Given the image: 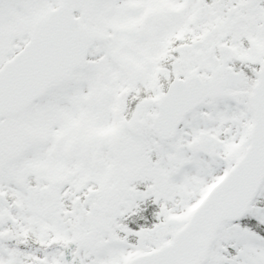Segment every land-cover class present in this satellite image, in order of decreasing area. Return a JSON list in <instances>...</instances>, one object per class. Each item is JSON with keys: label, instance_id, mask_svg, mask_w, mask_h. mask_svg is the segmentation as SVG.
Instances as JSON below:
<instances>
[{"label": "snow or ice", "instance_id": "obj_1", "mask_svg": "<svg viewBox=\"0 0 264 264\" xmlns=\"http://www.w3.org/2000/svg\"><path fill=\"white\" fill-rule=\"evenodd\" d=\"M0 264H264V0H0Z\"/></svg>", "mask_w": 264, "mask_h": 264}]
</instances>
